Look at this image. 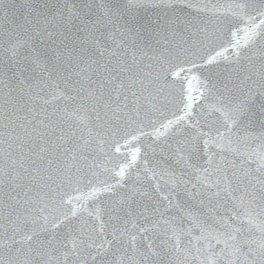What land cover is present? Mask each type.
Returning a JSON list of instances; mask_svg holds the SVG:
<instances>
[{"label":"snow or ice","instance_id":"obj_1","mask_svg":"<svg viewBox=\"0 0 264 264\" xmlns=\"http://www.w3.org/2000/svg\"><path fill=\"white\" fill-rule=\"evenodd\" d=\"M0 264H264V0H0Z\"/></svg>","mask_w":264,"mask_h":264},{"label":"water","instance_id":"obj_2","mask_svg":"<svg viewBox=\"0 0 264 264\" xmlns=\"http://www.w3.org/2000/svg\"><path fill=\"white\" fill-rule=\"evenodd\" d=\"M17 3H20L21 0H16ZM69 3L75 2V0H68ZM99 2V0H98ZM122 3H132L135 2V0H121ZM140 2H143V0H140ZM154 3H161V0H153ZM165 2H167V0H165ZM172 3H176V4H180V3H205V2H210L213 4H219V5H227L229 3H233L236 2V0H171ZM133 11L135 12H139L140 15H145L147 14H152L153 16L159 15L161 17L164 16L165 13L168 14V16L170 17L173 13V11H176L177 13H179L181 11L180 8H165V7H149L147 9L144 8H138V9H133ZM186 12H189L193 15H197L199 19H201L202 21H206V22H211L212 19H215L214 17H210L208 14H204V13H196L193 10H185ZM221 19L225 18L224 15L222 14ZM243 28H244V24L243 23H234L231 26L226 27L223 31L222 34L218 35L213 43L210 46H206L204 52L202 53V55L204 56V59H207V56L209 55H215L216 52H220L222 49H226V51L223 52V55L221 57H219L217 62H214L213 65L209 66V65H205L203 60L197 59L194 62L199 65L198 68L194 69V72L196 75L199 76L200 80L203 81L206 78L210 80V82H216L215 81V74L217 73L218 69H223L225 67H227L228 62L226 60H224V56H229L231 57L234 52L233 49L231 48L230 44L231 42H233V37H232V32L233 31H237V36L235 37V40H238L241 44V46H243V42H244V36L245 33L243 32ZM190 74L185 72V73H181L180 77H178L179 80L184 81L185 83V87L187 86V81L185 80L186 76H189ZM194 88L195 87H202L201 85H197L194 82ZM192 95L194 97H197V99H195V101L193 102V108H192V120L193 122L195 121L196 118H199L201 123L204 122L205 119L208 120H213V121H221L222 117H220V115L218 113H215L214 111L210 110L208 105L210 103H212V100L209 99H201L199 98L200 93L198 92H193ZM50 107V106H49ZM183 108V104L181 105H170L167 110H166V118L167 119H172L173 115L175 116H180L181 113V109ZM188 123V120H185V124ZM183 127V125H182ZM223 131V129H221ZM146 131H151L150 129H146ZM189 131L194 132L195 129H189ZM251 131L258 133L259 132V127L258 124L257 126H255L253 129H251ZM166 135L169 136V142L170 143H174V141L171 139L170 136V132L167 133ZM163 139V137H162ZM148 143H152V139H149L147 137H145L144 139L141 140V144H148ZM259 145V141L258 140H253V141H249L247 147L249 149H251L252 151L257 150ZM136 144L133 143L132 147H135ZM215 151V149H213ZM121 152L125 153L127 152V147L126 146H122L121 148ZM225 155H229L231 158V154L230 153H225ZM251 167L255 168L256 164L255 162L251 163ZM141 168H142V158H141ZM103 200L107 201L110 199V197L108 196H103L102 197ZM94 207V205H93ZM69 208H71V205H69ZM106 218V217H105ZM157 244H159V240L156 241ZM130 254V253H129Z\"/></svg>","mask_w":264,"mask_h":264}]
</instances>
